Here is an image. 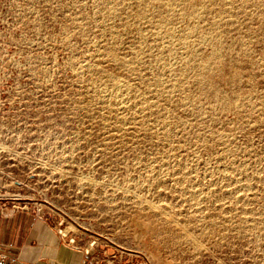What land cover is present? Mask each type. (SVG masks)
Listing matches in <instances>:
<instances>
[{
  "label": "rangeland",
  "instance_id": "374dc122",
  "mask_svg": "<svg viewBox=\"0 0 264 264\" xmlns=\"http://www.w3.org/2000/svg\"><path fill=\"white\" fill-rule=\"evenodd\" d=\"M0 203L95 264H264V0H0Z\"/></svg>",
  "mask_w": 264,
  "mask_h": 264
},
{
  "label": "crops",
  "instance_id": "0c3cea01",
  "mask_svg": "<svg viewBox=\"0 0 264 264\" xmlns=\"http://www.w3.org/2000/svg\"><path fill=\"white\" fill-rule=\"evenodd\" d=\"M0 253L21 264H95L35 215L21 210L8 213L1 203Z\"/></svg>",
  "mask_w": 264,
  "mask_h": 264
},
{
  "label": "built area",
  "instance_id": "2783aa9c",
  "mask_svg": "<svg viewBox=\"0 0 264 264\" xmlns=\"http://www.w3.org/2000/svg\"><path fill=\"white\" fill-rule=\"evenodd\" d=\"M71 242H74V239H72ZM0 264H21V263L15 257L6 256L0 253ZM142 264H146V263H142Z\"/></svg>",
  "mask_w": 264,
  "mask_h": 264
}]
</instances>
